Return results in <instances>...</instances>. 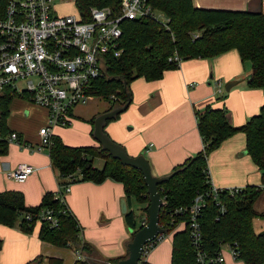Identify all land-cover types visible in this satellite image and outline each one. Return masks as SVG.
I'll use <instances>...</instances> for the list:
<instances>
[{
	"label": "trees",
	"instance_id": "obj_1",
	"mask_svg": "<svg viewBox=\"0 0 264 264\" xmlns=\"http://www.w3.org/2000/svg\"><path fill=\"white\" fill-rule=\"evenodd\" d=\"M75 1L85 21L90 19L91 7L116 9L121 2ZM148 2L171 18L170 29L147 17L126 18L122 21V53L118 57H107L106 77L94 82V95L111 104L107 110L128 100L125 83L131 92L130 82L135 78L158 80L167 70L177 67L176 62L170 61L175 53L182 59L213 58L235 49L242 61L249 60L252 64L249 86L264 91L263 12L198 8L193 0ZM17 97L31 101L28 93L20 95L8 88L0 93V154L7 153V137L15 132L10 129L8 120L12 101ZM117 117L107 120L105 127ZM95 118L91 120L93 131ZM197 123L203 139V149L176 166L174 171L179 170L178 173L159 185L165 201L160 223L167 229L166 235L173 233L171 264H201L197 258L199 248L193 244L190 236L189 215L175 214L178 208L190 205L199 194H203L206 200L200 218L201 249L217 254L221 245L229 242L232 245L237 244L239 259L245 264H264V232H258L254 224L255 219L264 218V212L256 208V202L264 191V105L258 114L241 126L231 124L224 107L211 105L197 115ZM238 132L246 135V148L261 171L262 185H248L234 194L224 190L215 197L207 174L208 158L225 140ZM18 136L22 140L19 134ZM48 148L52 165L58 171L63 184L67 183V178L72 179V184L78 181L102 183L107 179L123 184L129 205V211L124 214V218L127 225L134 230L133 239L134 233L144 226L141 224L143 218L139 220L131 210L133 198L144 205L145 218H148L150 198L142 172L123 165L121 160L102 149L100 144L71 146L60 136L53 134ZM97 158L104 160L102 168L95 166ZM55 195L56 192H47L38 206H28L22 192L0 191V224L18 227L27 234L32 233L40 224L39 237L44 243L81 250L83 257L76 258L74 264H92L93 261L114 264L128 256L129 248L125 256L104 259L94 245L82 239L81 226L69 206L68 214L59 215V227L53 228L47 222L38 223L37 216L40 211L47 208L58 211L62 208L63 205ZM221 206L225 208L224 212L221 211ZM28 214L33 215L31 220L27 219ZM181 223L185 227L178 230L177 226ZM2 247L3 239L0 238V250ZM44 260V255H39L27 264H44ZM48 261L50 264H63L62 259L55 257H49ZM142 261L143 264H150L144 259Z\"/></svg>",
	"mask_w": 264,
	"mask_h": 264
},
{
	"label": "crops",
	"instance_id": "obj_2",
	"mask_svg": "<svg viewBox=\"0 0 264 264\" xmlns=\"http://www.w3.org/2000/svg\"><path fill=\"white\" fill-rule=\"evenodd\" d=\"M193 1L198 8L264 13V0ZM241 60L238 51L233 49L213 62L204 59L184 61L180 69L173 73L174 77L171 80L160 79L166 84V87L160 91L164 98L153 103H138L136 116L114 123L112 130L117 136L112 134L113 137L123 141L132 156L145 152L154 175L164 176L172 173L176 166L194 156L204 146L196 124V116L190 104L187 103L189 105L186 117L188 123L185 122L186 119L181 120L178 117L177 111L181 107L178 103V96L175 95L178 88L185 89L187 93L190 92L191 96L196 97L198 108L203 111L209 104L213 107H224L229 121L234 126L245 124L253 115L260 112L264 105V91L249 86L248 79L252 73V64L242 63L245 61L241 62ZM212 63L215 68L216 65L221 68L220 76L224 81L240 80L236 86L227 91L228 94L224 100L216 101L210 89L204 90L200 87L191 90L195 85L188 82L197 79L211 85L214 77L213 72L209 75ZM167 74V72L164 73V78H167ZM211 75H213L212 78ZM110 105L107 102L102 109L97 106V110H92L89 119L103 113ZM76 116L77 113L74 111L73 117ZM82 121H84L86 133H89L91 127L89 120ZM47 123L48 111L45 107L20 97L12 101L8 125L12 131L18 132L24 142L38 146L39 130ZM57 128L58 126L53 129V134L56 133ZM62 139L72 146L91 143V141L69 143L64 138ZM151 143L153 146H150ZM94 145H99V142ZM212 153L211 158L210 156L208 158V170L217 187L243 188L256 183L262 185L257 182V177L262 175L261 171L248 157L249 153L243 134L227 139ZM19 163L31 164L36 169L26 181L21 183L8 177V173ZM59 187V173L53 167L50 154L46 150H31L28 147H21L18 143L9 142L7 153L0 154V191H20L24 194L28 206H38L47 192H57ZM263 192L256 202V208L261 212H264ZM123 197H126L123 184L112 179H107L102 183L75 182L71 185V191L66 195L70 211L81 226L82 239L94 245L104 259L125 256L128 243L132 240L133 232L127 225L121 209ZM142 218L144 219L145 216ZM254 224L258 232L264 230V221L260 218L255 219ZM256 224H259L260 228ZM177 227L178 230L183 229L185 224L181 223ZM39 229L40 224L32 233L27 234L18 227L0 224V238L3 239L0 264H27L39 255L62 259L63 264H74L76 256L73 259L71 257L65 259L61 251L62 247L44 243L40 239ZM171 235L173 240V233ZM172 240L169 241L170 243H165L168 241L166 239L161 241L159 246H156L160 247V250L155 247V250L152 249L145 256V260L150 264H171ZM226 259L227 264L231 260L229 254ZM240 261L234 259L230 261V264H241Z\"/></svg>",
	"mask_w": 264,
	"mask_h": 264
},
{
	"label": "built area",
	"instance_id": "obj_3",
	"mask_svg": "<svg viewBox=\"0 0 264 264\" xmlns=\"http://www.w3.org/2000/svg\"><path fill=\"white\" fill-rule=\"evenodd\" d=\"M139 17L153 19L170 29L171 18L155 9L148 0H121L116 9L93 6L87 21L81 14L80 17L56 14L53 0H0V93L7 88L20 95L28 93L32 102L48 111V123L39 130L38 146L21 140L16 131L7 137L8 141L31 150L48 148L52 143L53 129L70 125L75 108L96 97L94 82L106 77L107 57H118L122 53V21ZM182 60L177 53L170 58L177 64ZM219 86L222 88V81ZM35 170L31 164L19 163L8 173V177L24 182ZM207 174L215 197L224 190L234 194L242 189L217 187L209 170ZM71 180L67 178V183L63 184L60 179L55 197L63 205L62 208L40 211L38 223L47 222L53 228L60 226L59 215L68 214L69 210L66 195L71 191ZM205 205V196L199 194L190 205L175 211L177 215H189L190 236L199 248L198 261L201 264H226V251H230L234 259H239L237 244L225 242L217 254L201 249L200 218ZM224 210L221 206V211ZM26 217L31 220L33 215ZM147 222L148 218L141 220L142 225ZM165 237L166 233L159 234L147 243L142 260ZM75 256L82 258L81 250H76Z\"/></svg>",
	"mask_w": 264,
	"mask_h": 264
},
{
	"label": "rangeland",
	"instance_id": "obj_4",
	"mask_svg": "<svg viewBox=\"0 0 264 264\" xmlns=\"http://www.w3.org/2000/svg\"><path fill=\"white\" fill-rule=\"evenodd\" d=\"M53 7H54V10H55V13L58 14V15H61V16L75 15L77 17H80V10H79L75 0H53ZM230 51H229V53H230ZM226 53H228V52H226ZM226 53H224V54H226ZM222 56H223V54H221L219 56H216V57H213V58L183 59L181 63H178L177 67L169 69V70L166 71L168 73L167 74L168 75L167 78L166 77L164 78V76L162 78L164 80H166V81L171 80L174 77L173 73L174 72L176 73L180 69V67H181V65H182V63L184 61H188V60L191 61L193 59H204V60H208V61H212L213 62L218 57H222ZM241 62H242V60H241ZM242 63H247L248 65L249 64L251 65V62L249 60H246L245 62H242ZM220 70H221L220 67H218L216 65V68H215L213 63H212L211 71L209 73V75H210L213 72V75H214L213 79L211 80L212 84L208 85L207 82L205 83L204 81H199L197 79H193L191 81H188L189 83H194V85H195L191 90H195V89H198L200 87H202V89H204V90L210 89L212 91V95L214 96L216 101L217 100H219V101L220 100H224L226 98L227 94H228V92L225 89V85H226L227 81H224L222 79V77L220 76ZM220 81H222V85H223L222 88L219 86V82ZM164 87H166V84L162 83L160 81V79L148 81V80H146L143 77L135 78L133 81L130 82V89H131V92H132V101H131L128 109L125 110L124 112H122L116 119L111 120L108 123V125L105 127V131L110 135V137L114 141H116L117 143L125 146V143L123 141H119V140L115 139V137H113V135L117 136L116 133L112 130V127H113L114 123H119L120 121H123L127 117L131 118V117L136 116L137 115L136 105L138 103L146 104V103H153V102H158V101L162 100L164 98V96H161L160 91L163 90ZM175 95L178 96L179 105L181 104V107L179 108L180 110L177 111L179 113L178 117L181 118V120L186 119V117H187V109L189 107V105H187V103H188L192 107L194 116H196V119H195L196 120V124L198 125V123H197V115L202 113L203 110L198 108V105H197L198 103H196L197 102V98L191 96L190 92L187 93L185 91V89L182 90L180 88H178V90L176 91ZM107 102L108 101L104 100L103 98H101L99 96L93 97V100L89 101L87 103V105H80L75 110V112L77 113V116L83 117V118H78L77 116L75 118L73 117V119H74V120H72L73 125L71 123L68 126H58V128L55 130L56 131L55 134L58 135V136H61V138H64L69 143L70 142H74V143L81 142L82 143V142H90V141H91L90 144H87V143H83V144H85V145H94V144L98 143V141L96 140V138L94 137V134H93V123L91 122L93 117H91L89 119V116L91 115L92 110H94V111L97 110V106H100V108L102 109V108H104V106L106 105ZM209 105H211V104H209ZM116 106H119V105H116ZM116 106H113L112 108H114ZM206 109H207V107H206ZM105 111H107V110H105ZM174 114H172V115H174ZM75 120H77V122ZM82 120H85V121L89 120L88 122L91 125L89 133L88 132L86 133V129L84 128V121H82ZM78 121H81V122H78ZM185 122L188 123V120L186 119ZM238 134H243V136L245 138V141H246V135H245L244 132H238V133L234 134L233 137L238 135ZM246 143H247V141H246ZM44 150H46V152L49 153V148L45 147ZM212 154H210V158H211ZM248 157H249V159L252 162H254V160H253V158H252V156L250 154L248 155ZM103 165H104V160L103 159L97 158L95 160V166H97L98 168H102ZM257 182L258 183L259 182L262 183V175L257 177ZM250 185H252V184H250ZM255 185H261V184H257L256 183ZM263 194H264V192H263ZM262 206H264V204ZM143 208H144V205L139 203L135 198L132 199V201H131V210H133L135 212V214H136V216L138 217L139 220L143 216L146 215V212H145V210ZM260 219L262 221H264V218H260ZM139 224H140V221L138 223V227H139ZM256 226H258V228H260L259 224H256ZM132 232H134V230ZM165 239L168 240L165 243H170L169 241L172 240L171 233L167 234ZM224 248H226V247H224ZM157 250H160V247H158ZM61 251H62V254H63L65 259L68 258V257H71L73 259L74 256H75V250L73 248H71V247L62 248ZM227 254L230 255V259H231V260H229V262H227V264H230V261L231 262L234 261V258H233V255H232V253L230 251L226 253V256H227ZM44 257H45L44 264H49V261H48V258L46 257V255H44ZM143 259L145 260V256H144ZM240 262H241V264H245L242 260Z\"/></svg>",
	"mask_w": 264,
	"mask_h": 264
},
{
	"label": "water",
	"instance_id": "obj_5",
	"mask_svg": "<svg viewBox=\"0 0 264 264\" xmlns=\"http://www.w3.org/2000/svg\"><path fill=\"white\" fill-rule=\"evenodd\" d=\"M83 16V13H80ZM213 75H211V78ZM240 80L229 81L225 85L226 91H230L236 86ZM128 100L119 106L100 113L95 118L94 137L102 146V149L107 150L111 155L121 160L123 165L131 166L140 170L143 174L145 184L148 188V196L150 198L148 213V222L138 231L134 233L133 239L128 243L129 254L127 257L120 259L114 264H143L142 257L144 254L145 245L157 238L159 234L167 233V229L161 226L160 214L164 206V200L161 196L159 185L169 181L179 170L164 176H156L153 174L152 166L145 152H141L138 156H131L126 147L114 141L105 131L107 120L120 115L128 109L132 101V93L128 91L127 83H125ZM248 152V151H247ZM122 213L126 214L129 211L127 197L121 199ZM133 231V229H131ZM264 230L261 232L263 233ZM92 264H112L101 261H93Z\"/></svg>",
	"mask_w": 264,
	"mask_h": 264
}]
</instances>
